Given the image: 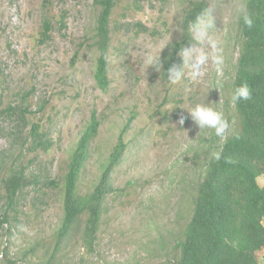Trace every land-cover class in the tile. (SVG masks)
<instances>
[{
  "label": "rangeland",
  "instance_id": "rangeland-1",
  "mask_svg": "<svg viewBox=\"0 0 264 264\" xmlns=\"http://www.w3.org/2000/svg\"><path fill=\"white\" fill-rule=\"evenodd\" d=\"M190 1L117 3L110 19V83L103 89L95 77L99 7L94 0H0V264H47L53 253L51 264H168L175 257L174 245L194 211L201 167L219 151L212 142L214 130L200 129L187 111L210 104L229 122L225 135L236 128L231 82L238 8L245 4L207 0V13L215 17L208 31L220 41L223 63L217 66L210 59L199 78L191 79L186 70L183 82L172 84L162 67H148L145 58L151 53L161 59L167 46L181 39ZM45 20L52 25L47 38L42 35ZM194 31L195 25L180 53L203 47L211 56ZM93 113L100 125L78 193L92 192L133 116L123 137L124 158L111 174L114 189L104 202L93 248L83 239L84 215L57 249L64 214L61 183ZM36 124L52 144L49 150L33 149L29 135ZM13 167L26 168L31 180L18 193L16 210L13 203L9 207L6 191ZM258 182L264 185V175ZM4 211L14 224L11 230L2 220ZM258 257L264 264L263 252Z\"/></svg>",
  "mask_w": 264,
  "mask_h": 264
},
{
  "label": "trees",
  "instance_id": "trees-1",
  "mask_svg": "<svg viewBox=\"0 0 264 264\" xmlns=\"http://www.w3.org/2000/svg\"><path fill=\"white\" fill-rule=\"evenodd\" d=\"M119 1L94 0L99 7L94 39L99 52L95 77L103 89L110 83V19ZM208 6L207 0L190 1L185 11V31L181 39L171 42L161 55L163 76L168 77L169 69L181 66V48L190 41L191 26L195 25L196 17L207 14ZM244 6L253 23L248 27L239 14L238 55L233 63L235 70L231 83L233 92L246 83L251 91V99L234 104L238 120L233 132L224 138L213 137L212 142L218 145L219 159L212 156L201 167L202 179L197 187L192 217L182 237L177 239L175 257L168 264H259V253L264 254V185L258 182L259 176L264 175V0H245ZM43 27L42 35L47 38L52 30L51 22L45 20ZM225 104L229 106L230 102L226 101ZM132 118L119 134L113 151L103 165L100 180L92 192L82 196L78 193V182L100 125V120L92 114L90 123L71 152L61 183L64 214L56 234L57 249L63 237L67 238L78 228L84 215L86 224L83 239L89 244V249L93 248V239L104 212V202L114 189L110 177L115 167L123 161L126 149L123 137ZM45 135L39 124L33 127L29 135L33 139V149L35 146L43 150L50 149L52 144L44 139ZM26 170L24 167H13L6 179L9 207L13 203V210H16L18 193L26 187L27 179L30 180ZM51 184L59 185L54 181ZM2 217L8 229H13L14 224L7 211ZM54 256L55 253L51 258ZM51 258L47 264L52 263ZM11 263L14 261L9 260L7 264Z\"/></svg>",
  "mask_w": 264,
  "mask_h": 264
},
{
  "label": "clouds",
  "instance_id": "clouds-1",
  "mask_svg": "<svg viewBox=\"0 0 264 264\" xmlns=\"http://www.w3.org/2000/svg\"><path fill=\"white\" fill-rule=\"evenodd\" d=\"M239 13L242 15L244 23L248 26H252V19L247 13L246 7L240 5L238 8ZM215 27V17L209 12L207 14L202 13L196 17L194 39L201 43L207 44V47L212 50V55L205 51V48H185L180 53L183 64L176 69H169L168 80L172 84H180L186 77L187 73L191 79L195 80L202 75V67L206 65L209 60L217 66L223 63L222 48L220 47V41L213 37L209 33L208 29ZM145 63L148 67L152 66L156 70H161V62L159 55L149 53L145 58ZM99 85V84H98ZM251 91L249 86L244 83L235 88L232 96L231 103L236 104L241 100H250ZM235 106V105H234ZM193 120L199 125L200 129L210 128L214 130L216 136L223 138L229 128V122L225 118L221 111H218L210 106V104H197L191 111H187ZM92 117V116H91ZM184 117L181 116L180 123L182 124ZM216 159H219V153H213Z\"/></svg>",
  "mask_w": 264,
  "mask_h": 264
}]
</instances>
